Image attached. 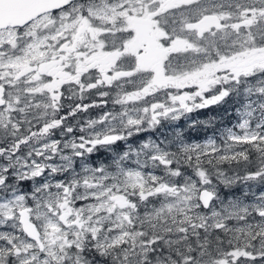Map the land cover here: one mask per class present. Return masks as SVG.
Instances as JSON below:
<instances>
[{"label":"snow or ice","instance_id":"snow-or-ice-1","mask_svg":"<svg viewBox=\"0 0 264 264\" xmlns=\"http://www.w3.org/2000/svg\"><path fill=\"white\" fill-rule=\"evenodd\" d=\"M0 264H264V0H0Z\"/></svg>","mask_w":264,"mask_h":264},{"label":"trees","instance_id":"trees-1","mask_svg":"<svg viewBox=\"0 0 264 264\" xmlns=\"http://www.w3.org/2000/svg\"><path fill=\"white\" fill-rule=\"evenodd\" d=\"M225 109L226 108L223 107L221 112L218 110V112L212 114V115H217V116L221 117L223 124L225 122V111H226ZM207 117L208 116H206V113L203 112L200 119H206ZM172 127L173 126H171V125L165 124L160 129H158L156 132L145 133L140 137L134 138L133 143L138 142L139 140L144 139L147 136H152L153 138H156V136H158L160 138H163L164 136L168 135L169 132L172 131ZM185 132H186V135L188 136V138L190 140H192L193 142L194 141H201L202 139H204L208 135L210 136L213 134V130H211V129L204 130L203 128L196 129V130L188 129V130H185ZM105 158H106V156L104 153H100V154L93 157V159L97 160V161L101 160V159H105ZM239 192H240L239 189L235 190V194H239Z\"/></svg>","mask_w":264,"mask_h":264},{"label":"flooded vegetation","instance_id":"flooded-vegetation-1","mask_svg":"<svg viewBox=\"0 0 264 264\" xmlns=\"http://www.w3.org/2000/svg\"><path fill=\"white\" fill-rule=\"evenodd\" d=\"M233 105L230 103L229 105H226L225 108L227 109V111H225V122H224V125H230L232 123L235 122V119L232 115H230V113L232 112L233 110ZM218 110L221 112L222 111V108H215V109H212V110H205V111H202V112H198V113H194L193 114V117L194 118H201V115L203 112L206 113V116H208L209 114H213V113H216L218 112ZM95 111H98V110H94L93 111V115L95 114ZM180 126L184 128V130H188V126H187V122L185 121H181L180 122ZM192 130H196V129H192ZM194 142H197V141H194Z\"/></svg>","mask_w":264,"mask_h":264},{"label":"rangeland","instance_id":"rangeland-1","mask_svg":"<svg viewBox=\"0 0 264 264\" xmlns=\"http://www.w3.org/2000/svg\"><path fill=\"white\" fill-rule=\"evenodd\" d=\"M170 133V132H169ZM209 136V135H208ZM156 138H160V137H158V136H156ZM203 141V139L201 140V141H199V142H202ZM238 195V194H237Z\"/></svg>","mask_w":264,"mask_h":264}]
</instances>
